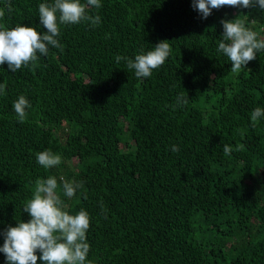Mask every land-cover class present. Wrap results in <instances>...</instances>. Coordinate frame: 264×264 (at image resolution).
I'll use <instances>...</instances> for the list:
<instances>
[{"label":"trees","instance_id":"obj_1","mask_svg":"<svg viewBox=\"0 0 264 264\" xmlns=\"http://www.w3.org/2000/svg\"><path fill=\"white\" fill-rule=\"evenodd\" d=\"M7 2L4 27L47 31L38 6L52 0H10V13ZM100 2L88 14L101 23L61 25L62 50L37 67L0 66V247L30 219L35 181L55 176L83 182L61 199L90 215L91 264H264V118L251 121L264 108V52L235 72L217 52L222 20L239 17L264 40V11L223 6L202 19L193 0ZM164 40L172 54L149 78L115 60ZM181 94L189 102L177 106ZM20 95L31 104L23 122ZM44 150L62 163L40 166Z\"/></svg>","mask_w":264,"mask_h":264},{"label":"clouds","instance_id":"obj_2","mask_svg":"<svg viewBox=\"0 0 264 264\" xmlns=\"http://www.w3.org/2000/svg\"><path fill=\"white\" fill-rule=\"evenodd\" d=\"M89 6L102 7L100 0H52L51 3H40L38 6L40 25L46 32H38L36 28L17 25L8 29L0 24V66L7 63L8 69L15 73L22 67H37L38 60L49 54L50 48L62 50L58 37L60 26L68 24L89 23L96 27L101 18L88 14ZM223 6L234 8L259 7L264 11V0H193L192 7L198 10L202 19H207L213 9ZM7 11H12L10 0L6 3ZM5 16V9L0 8V19ZM223 34L217 52L231 61V71L245 69L257 53L264 52V40L258 39V33L248 28L237 17L234 20H222ZM170 42L159 41L152 50H143L134 59L117 55V63L126 62L129 70H134L136 78H149L153 70H158L172 54ZM6 84H0V94H4ZM188 96L177 97V106L186 105ZM30 102L20 95L13 103L18 119L23 122L27 117ZM264 118V108L256 107L251 113L253 126ZM225 155L231 148L223 146ZM179 146L172 145V152H179ZM36 162L45 169L57 167L62 163V156L51 150L36 154ZM84 187L82 181H67L60 177V184L55 176L35 181L32 198L26 202L23 212L30 216L28 222H19L16 227L9 226L3 233L4 243L0 252L5 254L6 264H91L87 261L90 244L86 233L90 227L89 213L81 209L76 215L65 211L64 196L74 197ZM86 198V197H85ZM37 251L41 253L38 257Z\"/></svg>","mask_w":264,"mask_h":264}]
</instances>
